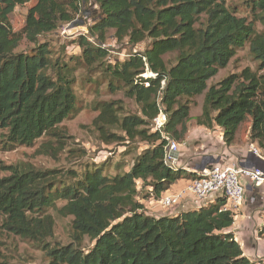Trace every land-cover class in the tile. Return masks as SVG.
<instances>
[{
    "label": "trees",
    "instance_id": "1",
    "mask_svg": "<svg viewBox=\"0 0 264 264\" xmlns=\"http://www.w3.org/2000/svg\"><path fill=\"white\" fill-rule=\"evenodd\" d=\"M29 1L0 0L4 148L31 146L45 134L57 135L59 125L77 110V69L97 62L106 64L111 85L123 84L125 94L141 106V115H122L119 102H98L97 127L107 141L124 139L108 131L117 127L125 138L148 146L128 171L112 175L104 172V164L96 165L80 176L74 173L69 183L56 170L2 165L9 175L0 171V234L44 243L48 264H264L248 258L234 232L228 231L235 213L225 208L224 196L197 209L159 217L148 214L138 200L146 187L151 190L144 199H160L176 181L195 176L194 171L166 163L165 148L166 136L184 141L189 100L196 96L204 94L199 125L221 127L225 144L231 146L241 124L251 118V139L264 149V30L258 32L254 22L238 16L226 0H95L100 11L89 35L79 37L82 53L62 62L54 60L49 43L38 37L55 30L59 22H70L83 0H35L24 28L14 31L11 13ZM252 7L264 25V0H252ZM111 29L118 41L128 39L136 45L150 38V45L124 61L108 63V49L102 44ZM89 36L97 37L100 45ZM24 37L36 44L30 52L16 51ZM248 44L258 69L245 68L209 86V80ZM171 52H178L177 60L168 66L164 56ZM146 70L154 76L143 77ZM161 112L167 121L153 130V120ZM61 201L64 204L58 206ZM51 210L73 217V243H46L54 233ZM85 237L95 241L87 251L81 246ZM1 256L0 248V264H7Z\"/></svg>",
    "mask_w": 264,
    "mask_h": 264
},
{
    "label": "rangeland",
    "instance_id": "2",
    "mask_svg": "<svg viewBox=\"0 0 264 264\" xmlns=\"http://www.w3.org/2000/svg\"><path fill=\"white\" fill-rule=\"evenodd\" d=\"M35 4L36 1L31 0L16 6L10 15L11 26L14 31H21L24 28L26 19ZM226 4L233 8L238 16L245 17L248 21H253L258 32L264 30V25L257 20L259 11L257 13L253 12L252 0H226ZM99 11V4L95 0H83L80 12L70 22H59L55 30L40 35L38 41L49 43L54 60L60 59L62 62H70L71 57L82 53L79 37L89 35L90 27ZM201 21L205 23L206 16H202ZM88 38L94 44L100 45L97 37L91 38L89 36ZM106 38L102 46L108 49V56L104 61L112 64L118 60L124 61L134 53L143 52L151 42L150 38H146L136 45H132L128 39L118 41L114 37V30L112 29L108 31ZM35 46L34 42L24 37L16 51L30 52ZM177 55L178 52H171L164 56L168 66L176 63ZM258 67L259 61L252 55L248 44L237 50L236 55L231 59L228 66L220 69L218 74L209 80L208 85H217L225 77L233 73H240L245 68H251L256 71ZM106 68V64H102V62L79 66L75 73L76 83L74 85L77 96V110L59 125L57 130L59 135L53 133L45 134L31 146L20 145L8 150L4 148V136L1 133L2 131H0L1 175H9L8 171L1 169L2 165L18 166L19 168L32 167L37 170H56L59 178L63 182L69 183L74 181V173L80 176L87 168L96 165L104 164V172L112 175L123 173L132 167L135 158L148 146V143L137 139L129 140L125 138L124 132L117 127H111L108 131L117 133L124 139L107 141L102 130L95 123L99 115V111L95 110V106L102 101L119 102L118 104L123 107L122 115H141V106L134 98H130L125 94L126 88L123 84L114 82V85H111L112 80ZM151 76L154 75L150 70H146L143 74V77ZM115 85H118L119 88L116 91L111 90ZM189 102L190 118L187 121V132L183 140L186 139V135L192 132L193 129L202 130L200 128L202 125L198 124L197 118L202 113L204 94L190 99ZM151 126L153 130H156L154 122ZM215 127L216 125L210 129ZM250 129L251 118L239 127V137L243 139L247 135V140L253 141L250 136ZM195 139H198L199 142H195ZM176 142L180 144L183 141ZM187 142L188 144L185 147L193 149V152L204 153L206 151L204 147H201L203 142L201 134L198 136L190 134ZM253 142L252 144L259 146L256 141ZM185 147L182 148L186 149ZM214 159L216 158L214 157ZM208 164H210L209 157L205 158V165L207 166ZM150 190V187L144 188L138 197L139 201L145 203L146 210L149 213L154 212L156 205L159 207L158 203L160 200L151 195L147 197L148 199H144V194ZM63 204L64 202L61 201L58 206ZM50 213L55 219L54 233L52 237L46 239V243L50 246L73 243V217L61 216L54 210H51ZM242 220L243 217L239 216L237 224L239 225ZM0 241L1 257L7 264H48L49 262L48 253L42 247L44 243L39 244L30 239L21 238L6 232H1ZM94 243L93 239L85 237L81 246L87 251L93 247ZM254 261L264 263V260L257 259Z\"/></svg>",
    "mask_w": 264,
    "mask_h": 264
},
{
    "label": "crops",
    "instance_id": "3",
    "mask_svg": "<svg viewBox=\"0 0 264 264\" xmlns=\"http://www.w3.org/2000/svg\"><path fill=\"white\" fill-rule=\"evenodd\" d=\"M200 128L202 130L193 129L192 132H189L186 135V139L179 144L181 148H179L180 150L177 154L176 167L183 168L188 172H195L197 168L205 165V158L207 157H215L217 162H236L244 167L255 166V160L264 165V158H260L251 152L250 142L251 145H254L252 144L254 142L248 141L247 135L242 139L237 132L235 142L231 146H227L223 139V130L221 127L216 126L214 129H209L205 126H200ZM190 134L194 136L201 134L203 139L201 147L206 149L204 153L193 152V149L185 147L188 144L187 141L188 138H190ZM195 142H199L198 139H195ZM255 147L260 149V146ZM260 150L264 155V149L261 148ZM191 178L185 177L176 181L162 194L170 195L185 191L180 205H178L173 212L172 210L162 207L161 204L158 203L159 207L156 205L154 212L147 213L159 217L176 215L201 207L195 203L193 194L187 190ZM213 200L215 199H208L203 204L206 205ZM232 211L235 213V221L228 231L234 232L236 240L240 243L244 254L248 258L253 261L257 259L264 260V233L260 234V231L264 228V187L257 188L248 183L244 200L237 209ZM239 216H242L243 220L238 225L237 221Z\"/></svg>",
    "mask_w": 264,
    "mask_h": 264
},
{
    "label": "built area",
    "instance_id": "4",
    "mask_svg": "<svg viewBox=\"0 0 264 264\" xmlns=\"http://www.w3.org/2000/svg\"><path fill=\"white\" fill-rule=\"evenodd\" d=\"M166 121V114L161 112L153 120L155 129H161ZM166 138L168 144L165 148V162L177 168L175 166L177 161L176 154L180 150V145L169 136H166ZM260 149L254 145H250V150L253 154L264 158ZM255 162V166L246 167L236 162L208 164L203 170H195L196 174L190 179L187 190L193 194L194 201L198 206H203V203L208 199L224 196L227 200L225 208L229 210L237 209L245 198L248 183L257 188L264 187V165L260 164L257 160ZM184 193L185 191L162 195L159 203L166 209L174 210L180 205Z\"/></svg>",
    "mask_w": 264,
    "mask_h": 264
},
{
    "label": "water",
    "instance_id": "5",
    "mask_svg": "<svg viewBox=\"0 0 264 264\" xmlns=\"http://www.w3.org/2000/svg\"><path fill=\"white\" fill-rule=\"evenodd\" d=\"M209 161H210V164L217 162V160H215L213 157H209ZM205 167H206V165H203L202 167L197 168V170H203V169H205Z\"/></svg>",
    "mask_w": 264,
    "mask_h": 264
}]
</instances>
